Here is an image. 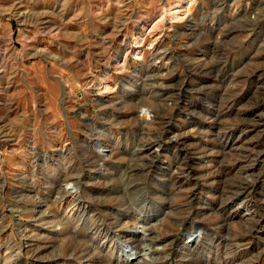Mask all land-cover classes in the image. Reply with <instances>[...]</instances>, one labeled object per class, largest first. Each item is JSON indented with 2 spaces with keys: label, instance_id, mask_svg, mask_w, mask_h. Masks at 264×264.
<instances>
[{
  "label": "rangeland",
  "instance_id": "rangeland-1",
  "mask_svg": "<svg viewBox=\"0 0 264 264\" xmlns=\"http://www.w3.org/2000/svg\"><path fill=\"white\" fill-rule=\"evenodd\" d=\"M0 264H264V0H0Z\"/></svg>",
  "mask_w": 264,
  "mask_h": 264
},
{
  "label": "bare ground",
  "instance_id": "bare-ground-1",
  "mask_svg": "<svg viewBox=\"0 0 264 264\" xmlns=\"http://www.w3.org/2000/svg\"><path fill=\"white\" fill-rule=\"evenodd\" d=\"M139 108V115H138V117H139V119H138V121L140 120V122L142 121V122H144V123H146V122H149V118L152 120V119H154V114L152 113V111H150V109L149 108H143L142 106H139L138 107ZM161 108V107H160ZM169 115V114H168ZM141 122V123H142ZM187 133V132H186ZM185 133V134H186ZM183 134V133H182ZM169 140H174L173 138L172 139H169ZM158 149H160V144L158 145V147H157V149L156 150H158ZM67 183V182H66ZM68 184V183H67ZM71 186V185H70ZM67 187H69V186H67ZM73 196V201H72V206H71V209H73L74 207H76V205L78 204V203H81L82 202V200H81V196H80V192H79V189H78V187H73V185H72V188H69V189H67L66 190V192H65V196ZM62 198H63V196H62ZM61 197H60V200H63ZM59 200V201H60ZM54 202V201H53ZM50 204V203H49ZM138 215L140 214V213H137ZM134 219H129L130 221H131V223L133 224V223H135L136 224V226H134V228H133V230L134 231H132L131 233L134 235V236H141V237H145L146 238V235L148 234V230H147V227H148V223L145 221L146 220V218H143L142 219V217H141V214L139 215V217H133ZM151 219V218H150ZM130 221H128V222H130ZM159 222V221H158ZM126 225L127 224H124V223H122V226L123 227H126ZM54 226V225H53ZM122 226H120V227H122ZM54 228H56V227H54ZM59 228V227H58ZM57 229V228H56ZM152 229V228H151ZM92 234V233H91ZM147 237H148V235H147ZM143 239V238H142ZM148 239V238H147ZM197 240L198 239V237L197 236H195L194 235V231H192V233H188V236L186 237V241L184 242V244L183 245H191L192 244V241H194V240ZM145 240V239H144ZM147 241V240H146ZM195 242V241H194ZM144 244V243H143ZM91 245V244H90ZM122 245H124V243L122 244ZM125 245L126 246H124L123 247V251H124V253L125 252H127V253H125L128 257H132V258H135V259H137V258H139V257H141V255L139 254V251H137L136 250V248L133 246V245H130L129 244V242H125ZM153 245V244H152ZM160 248V247H159ZM163 248V247H162ZM129 249V250H128ZM141 249H142V247H141ZM153 250V249H152ZM157 250V249H156ZM144 251H145V249H144ZM154 252V251H153ZM159 252V251H158ZM147 259V258H146ZM138 260H140V259H138ZM130 258H128V259H126V262L127 263H130ZM145 261V260H144ZM139 262V261H138ZM146 263V262H145Z\"/></svg>",
  "mask_w": 264,
  "mask_h": 264
}]
</instances>
